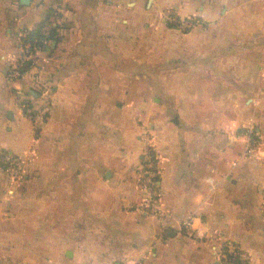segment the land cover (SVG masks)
Instances as JSON below:
<instances>
[{"label": "crops", "instance_id": "crops-1", "mask_svg": "<svg viewBox=\"0 0 264 264\" xmlns=\"http://www.w3.org/2000/svg\"><path fill=\"white\" fill-rule=\"evenodd\" d=\"M50 11L58 39L11 80L24 30ZM168 13L202 23L185 31ZM143 124L155 212L140 182ZM251 126L261 142L247 153ZM3 150L28 170L14 185L0 166V264L41 256L33 241H81L76 225L87 264H227L226 240L264 264V0H0Z\"/></svg>", "mask_w": 264, "mask_h": 264}, {"label": "built area", "instance_id": "built-area-1", "mask_svg": "<svg viewBox=\"0 0 264 264\" xmlns=\"http://www.w3.org/2000/svg\"><path fill=\"white\" fill-rule=\"evenodd\" d=\"M162 17L171 25L183 29L185 31L191 30L202 23L201 19L197 16H189L182 18L175 13L163 14ZM25 35V34H24ZM24 44V43H23ZM31 42H27L23 45L22 54L17 59L9 70L11 80H17L23 76L22 67L28 60H32L34 50ZM32 63H34L32 61ZM33 66L30 67V69ZM49 112V107L44 108L40 113L34 116V121L37 124H42L45 121ZM247 135L250 139V144L247 147V153H250L261 142L260 134L257 132L255 126H251L248 129ZM141 139L144 143V151L142 154V170L140 175V182L150 194L149 200L145 201V206L154 210V205L157 202L159 196V165L155 152V142L153 133L148 129H143L141 133ZM237 164V162H235ZM0 166L3 171L9 176L11 183L14 185H20L26 179L28 170L27 158L19 153H15L9 150H3L0 152ZM154 204H153V202ZM195 215L189 216L185 221L183 227L192 232L194 229ZM220 258L227 264H254L251 260V256L247 250L242 248L238 243L233 240H226L221 246L218 252ZM143 258L131 260L128 264H143Z\"/></svg>", "mask_w": 264, "mask_h": 264}, {"label": "rangeland", "instance_id": "rangeland-1", "mask_svg": "<svg viewBox=\"0 0 264 264\" xmlns=\"http://www.w3.org/2000/svg\"><path fill=\"white\" fill-rule=\"evenodd\" d=\"M3 7L4 5L2 2L1 8L3 9ZM32 66L34 67L35 63H32ZM145 128L152 132L150 127H148V124H143L142 131ZM76 230H78L80 234L81 232L84 231L83 234L81 235L85 238L82 239L81 241L78 240L48 241L45 239L37 242L35 241L30 242V244L33 246V249H35L36 246H38L39 248H42L43 251L41 253V256L39 255L34 256L32 254H29L27 263L28 264H87V225L86 226L76 225ZM68 250H71L73 253L71 257L67 255ZM12 263H14V260L12 261ZM16 263L18 264L19 262Z\"/></svg>", "mask_w": 264, "mask_h": 264}, {"label": "trees", "instance_id": "trees-1", "mask_svg": "<svg viewBox=\"0 0 264 264\" xmlns=\"http://www.w3.org/2000/svg\"><path fill=\"white\" fill-rule=\"evenodd\" d=\"M51 11L47 17L39 24L37 28L25 29L26 32L23 38V43L31 42L35 48H45V41L48 39H58L57 26H53V20L51 18ZM49 25V28L45 30V26ZM32 66V60H28L22 67V71L26 72Z\"/></svg>", "mask_w": 264, "mask_h": 264}, {"label": "water", "instance_id": "water-1", "mask_svg": "<svg viewBox=\"0 0 264 264\" xmlns=\"http://www.w3.org/2000/svg\"><path fill=\"white\" fill-rule=\"evenodd\" d=\"M21 2L24 4H28L30 2V0H21ZM68 255H70V252L68 253Z\"/></svg>", "mask_w": 264, "mask_h": 264}]
</instances>
